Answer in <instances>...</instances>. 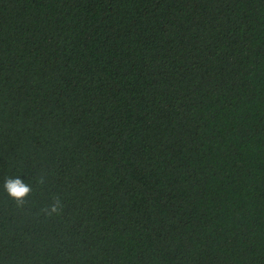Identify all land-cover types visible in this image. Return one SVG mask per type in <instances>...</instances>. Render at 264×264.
<instances>
[{"label": "trees", "instance_id": "1", "mask_svg": "<svg viewBox=\"0 0 264 264\" xmlns=\"http://www.w3.org/2000/svg\"><path fill=\"white\" fill-rule=\"evenodd\" d=\"M0 264H264V0H0Z\"/></svg>", "mask_w": 264, "mask_h": 264}, {"label": "clouds", "instance_id": "2", "mask_svg": "<svg viewBox=\"0 0 264 264\" xmlns=\"http://www.w3.org/2000/svg\"><path fill=\"white\" fill-rule=\"evenodd\" d=\"M30 191H32L31 185L26 183L24 179H21L20 175L9 177L4 180L3 192L14 201L22 202ZM61 208V201L56 199L45 211L49 215L57 214L60 212Z\"/></svg>", "mask_w": 264, "mask_h": 264}]
</instances>
